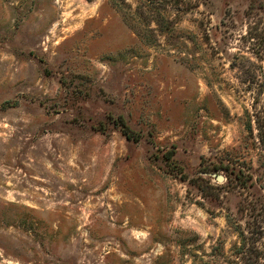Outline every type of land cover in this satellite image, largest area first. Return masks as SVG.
<instances>
[{"label": "rangeland", "instance_id": "1", "mask_svg": "<svg viewBox=\"0 0 264 264\" xmlns=\"http://www.w3.org/2000/svg\"><path fill=\"white\" fill-rule=\"evenodd\" d=\"M261 135L264 0H0V264H238Z\"/></svg>", "mask_w": 264, "mask_h": 264}, {"label": "trees", "instance_id": "2", "mask_svg": "<svg viewBox=\"0 0 264 264\" xmlns=\"http://www.w3.org/2000/svg\"><path fill=\"white\" fill-rule=\"evenodd\" d=\"M262 135L260 140L264 146V136ZM227 166V164L222 163L219 165V167L225 169H227ZM238 175L234 173V178L238 179ZM258 217V219L255 218V222L247 225L246 228L235 223L234 229L238 235V241L234 244L232 250L238 264H264V216Z\"/></svg>", "mask_w": 264, "mask_h": 264}, {"label": "water", "instance_id": "3", "mask_svg": "<svg viewBox=\"0 0 264 264\" xmlns=\"http://www.w3.org/2000/svg\"><path fill=\"white\" fill-rule=\"evenodd\" d=\"M216 178L218 179V180H221V175H216Z\"/></svg>", "mask_w": 264, "mask_h": 264}]
</instances>
